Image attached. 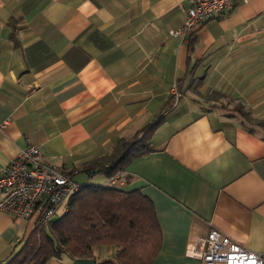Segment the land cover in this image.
Instances as JSON below:
<instances>
[{"label":"crops","instance_id":"crops-1","mask_svg":"<svg viewBox=\"0 0 264 264\" xmlns=\"http://www.w3.org/2000/svg\"><path fill=\"white\" fill-rule=\"evenodd\" d=\"M263 13L264 0L238 3L173 36L186 0H0V175L34 145L80 184L111 186L86 166L138 135L181 82L154 152L111 187L152 201L160 227L152 264H202L186 250L210 230L264 255ZM212 92L242 104L253 122L186 100ZM35 227L0 212V264ZM115 256L114 246H99L92 257L47 264H117Z\"/></svg>","mask_w":264,"mask_h":264},{"label":"trees","instance_id":"trees-1","mask_svg":"<svg viewBox=\"0 0 264 264\" xmlns=\"http://www.w3.org/2000/svg\"><path fill=\"white\" fill-rule=\"evenodd\" d=\"M193 35L189 42L190 54L194 51ZM190 63V59H189ZM199 63L188 69L192 75ZM181 82L177 84L180 92ZM217 98H224L212 92ZM175 96L171 95L162 111L138 135L122 139L114 150L90 162L88 173L112 178L123 173L134 161L154 152L151 141L155 132L166 122L173 110ZM214 101L212 107H202L203 112L225 107ZM229 117H239L244 124L252 123L250 113L237 104ZM257 126H264L257 123ZM60 214L47 226L36 225L20 250L5 264H47L62 256L87 258L99 246H114L117 264H152L160 246V227L152 201L140 191L124 192L107 185L84 184Z\"/></svg>","mask_w":264,"mask_h":264},{"label":"built area","instance_id":"built-area-1","mask_svg":"<svg viewBox=\"0 0 264 264\" xmlns=\"http://www.w3.org/2000/svg\"><path fill=\"white\" fill-rule=\"evenodd\" d=\"M248 1L186 0V20L182 29L174 32L173 36H179L182 32L191 33L213 20L225 17L238 3ZM176 91L172 93L175 96L174 108L178 107L182 98ZM121 176L122 173L116 174L109 178L108 183L117 185ZM83 186L69 171L48 163L38 147L28 145L0 175V212L22 222L33 220L36 225L45 227L67 212L68 202ZM186 256L202 264H264L263 254L242 248L217 230H210L190 242Z\"/></svg>","mask_w":264,"mask_h":264},{"label":"rangeland","instance_id":"rangeland-1","mask_svg":"<svg viewBox=\"0 0 264 264\" xmlns=\"http://www.w3.org/2000/svg\"><path fill=\"white\" fill-rule=\"evenodd\" d=\"M174 90L176 91L177 89L175 88ZM176 92H178V91H176ZM178 93L181 94L180 92H178ZM210 99L211 100L215 99L216 100L215 102H217V103H219V104H221V105H223L225 107V109L222 110L223 113H228L227 111H232L237 105V103H235L233 101H229L226 98H217L213 94H208L207 96H201V95L194 94L193 97H190V98L188 97L186 100H188L194 106H196L199 109H201L202 107H205V108L212 107L211 105L215 104L214 101L211 102ZM101 180H102V178L99 179V180L95 179L92 184H94V183L95 184H97V183L100 184V183H102Z\"/></svg>","mask_w":264,"mask_h":264}]
</instances>
